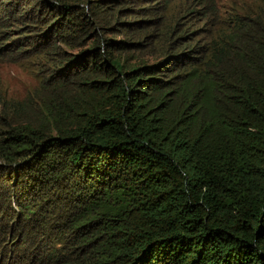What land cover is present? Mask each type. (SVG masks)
I'll list each match as a JSON object with an SVG mask.
<instances>
[{"label": "trees", "instance_id": "trees-1", "mask_svg": "<svg viewBox=\"0 0 264 264\" xmlns=\"http://www.w3.org/2000/svg\"><path fill=\"white\" fill-rule=\"evenodd\" d=\"M0 59V264H264V0H0Z\"/></svg>", "mask_w": 264, "mask_h": 264}, {"label": "rangeland", "instance_id": "rangeland-1", "mask_svg": "<svg viewBox=\"0 0 264 264\" xmlns=\"http://www.w3.org/2000/svg\"><path fill=\"white\" fill-rule=\"evenodd\" d=\"M225 8L227 4L222 6V10ZM0 80L8 93L20 96L33 85L35 79L18 64L0 59Z\"/></svg>", "mask_w": 264, "mask_h": 264}]
</instances>
